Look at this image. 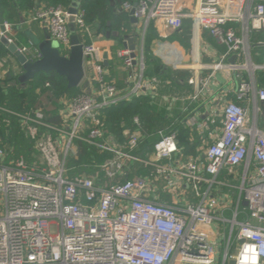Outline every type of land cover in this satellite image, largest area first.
<instances>
[{
	"label": "built area",
	"instance_id": "1",
	"mask_svg": "<svg viewBox=\"0 0 264 264\" xmlns=\"http://www.w3.org/2000/svg\"><path fill=\"white\" fill-rule=\"evenodd\" d=\"M185 1L139 0L123 4V9L145 30L151 23L179 30L190 18L223 43L228 54L243 51L245 38L264 30V0H197L190 13L183 11ZM71 22L80 39L89 33L81 7L75 13L62 6L40 8L27 21L45 28L65 57L71 50ZM232 24L241 25L242 36ZM13 29L9 22L0 23V37L14 43ZM83 44L97 93L82 91L63 99L61 127L48 124L43 109L18 114L0 106L20 120L38 152L33 164L23 157L7 160L0 144V198L5 209L0 216V264H241L245 246L254 247L260 253L257 264H264V131L249 110L235 102L224 105L222 131L213 135L204 159L162 164L182 153L177 133L164 130L153 145L154 160L142 159L135 154L145 139L140 119L134 118L133 130L124 131L121 144L106 136L100 116L122 102L154 93L158 80L147 79L145 60L134 62L124 48L119 56L129 75L126 89H118L106 80L99 49ZM19 49L31 62L42 59L32 43ZM224 68L257 71L264 66L220 63L214 70ZM250 91L251 86L242 83L238 99L246 100ZM254 103L259 113L264 88L256 91ZM76 142L112 156L92 176H70L67 159L77 154ZM131 163L151 172L129 179ZM240 167L244 171L236 186L237 205L233 217L225 218L231 206L227 195L222 198L216 192L227 185L218 177L223 172L236 177ZM161 181L179 202L169 205L156 197ZM189 190L197 203L184 201Z\"/></svg>",
	"mask_w": 264,
	"mask_h": 264
},
{
	"label": "crops",
	"instance_id": "2",
	"mask_svg": "<svg viewBox=\"0 0 264 264\" xmlns=\"http://www.w3.org/2000/svg\"><path fill=\"white\" fill-rule=\"evenodd\" d=\"M138 1L133 0L129 3L136 4ZM106 2L111 5L110 0H105ZM196 2L197 0H186L183 11L185 13L192 12L196 7ZM80 5L81 3L79 6H73L72 0L71 7L77 9ZM40 8L42 6L38 5L36 11ZM33 12H20L14 19L16 23L18 20L20 21L14 27L11 35L18 47L29 45L31 43L30 37L43 39L46 34V29L39 24L27 23ZM123 15L125 19L120 29L111 28L112 25L109 22L106 27H99L97 32L89 30V33H87L90 39L89 44H94L100 51L102 64L106 71V80L118 84L122 83V74L128 71L123 67L122 59H115L114 50L119 43H122L124 47L126 36L133 37L136 45V58L144 59L147 65L150 78H146L151 80V77H153L152 79H157L160 83V85L158 83L155 92L148 95V97L156 107H161L160 109L166 107V118L175 121L176 123L173 125L181 124L185 129L189 128L190 142H195V138L197 139V147L190 153L186 147H183L184 144H181L179 138L182 153L172 160L162 161V164L172 165L179 160L204 159L205 149L214 142L213 135H220L222 131V108L228 102H235L247 108L251 118L255 119L259 128L264 131V104L260 105V112L257 113L254 103L256 91L264 88V69L257 71L250 69L233 71L228 68L214 70L215 65L220 63L228 66L245 65L250 62L264 66V30L253 32L245 38L246 43L243 51L228 54V49L223 43L212 37L209 32L203 30L190 18L184 20L183 27L179 30H165L154 23H151L145 30L142 23L125 12L124 9ZM232 27L236 29L239 36H242L240 24H232ZM70 28L75 29L72 22ZM81 41L85 43L83 39ZM0 44L4 46L1 41ZM22 73V67L13 55L9 53L5 57H0V92L6 90L5 83H7V80L17 75L20 76ZM125 82L124 80V85ZM242 83L249 84L251 91L248 93L246 100L240 101L237 92ZM78 89L81 92L84 91L94 95L97 93L98 83L95 80V72L92 65L87 61H85V78ZM195 95L198 97L193 100ZM62 106L61 101L60 111L63 108ZM205 124H208V128H204ZM134 128L132 123V127L125 130H133ZM8 159L11 158L7 156ZM151 160H154V157ZM139 168L143 169L140 174L142 177L148 176L151 172L150 168H144L139 163H131L129 179L138 177H134V175H136ZM243 171L244 168L240 167L237 169L236 177L230 178L225 172L218 177L220 181L227 185L221 189L219 188L216 192L221 197L227 195V199H229L227 203L231 206L224 211L223 216L225 218L231 219L233 217V210L236 208L239 198V190L236 186L241 182ZM155 195L162 203L169 205L180 201L165 189V181L160 182ZM184 201L197 203L198 199L189 190ZM241 207L243 208L244 205Z\"/></svg>",
	"mask_w": 264,
	"mask_h": 264
},
{
	"label": "trees",
	"instance_id": "3",
	"mask_svg": "<svg viewBox=\"0 0 264 264\" xmlns=\"http://www.w3.org/2000/svg\"><path fill=\"white\" fill-rule=\"evenodd\" d=\"M110 1L111 5L107 2L105 3V0H82L80 7L85 10V22L88 30L97 32L99 27H106L109 22L112 25L111 28H121L125 19L123 4L133 0ZM71 4L72 0H0V23L9 22L15 27L20 23L19 20L17 23L14 21L20 12H35L38 5H41L42 8L62 6L70 10ZM82 39L85 43H90L87 33ZM122 50H124V47L122 43H119L114 53L115 59H122L123 67L125 68L123 58H118L119 52ZM8 54L6 48L0 44V57H5ZM146 66L145 63V77H149ZM122 78V83L115 84V86L124 90L127 84L125 82L124 85L123 82L128 79V72L122 74ZM5 84L6 90L0 92V106L2 108L18 114L42 108L46 122L55 127H61L63 124V118L59 110L61 101L65 98H73L81 92L78 88H68L66 79L55 72L40 73L34 80L26 84H22L19 81V75H17L7 80ZM46 84L50 86L47 87ZM160 108L153 104L150 97L142 96L106 109L101 113L100 118L105 124L106 136L112 137L121 144L125 143L123 136L125 129L132 127L134 118H139L145 139L142 140L141 147L135 154L142 157V159H152L153 145L159 140V130H164L165 133H177L178 138L182 142L181 144H184L183 147H186L187 151L192 153L197 147V139L195 138V142H190L189 128L185 129L181 124L173 125L176 122L166 118V107ZM41 131L43 133L45 129ZM0 144L11 159L23 157L30 164L37 160L38 152L30 134L21 127L20 120L17 117L4 111H0ZM76 147L78 150L77 154L67 159V168L70 176L80 174L92 176L98 172L97 166L112 156L108 153H101L95 146L87 143L76 142ZM143 167L145 168V166ZM142 172L143 169L139 168L134 177L140 176Z\"/></svg>",
	"mask_w": 264,
	"mask_h": 264
},
{
	"label": "water",
	"instance_id": "4",
	"mask_svg": "<svg viewBox=\"0 0 264 264\" xmlns=\"http://www.w3.org/2000/svg\"><path fill=\"white\" fill-rule=\"evenodd\" d=\"M82 0H73V6H79ZM77 9L71 7L70 13H75ZM73 21V19H71ZM0 41L7 48L9 53L13 55L18 64L22 67L23 73L19 76V81L26 84L35 79L40 73L55 72L60 77L67 81L68 88H79L83 79L85 78V58H84V44L80 37L71 29V50L69 57L62 56L60 53V46L53 41L49 32L43 39L30 37V42L36 46L42 54V59L36 62H31L20 51L15 43H11L8 39L0 37ZM124 47L131 52V57L136 62V45L135 39L130 36L125 37ZM107 59V56L105 57ZM106 66L107 61L105 62ZM247 206V204H244ZM230 264H235L234 261Z\"/></svg>",
	"mask_w": 264,
	"mask_h": 264
},
{
	"label": "clouds",
	"instance_id": "5",
	"mask_svg": "<svg viewBox=\"0 0 264 264\" xmlns=\"http://www.w3.org/2000/svg\"><path fill=\"white\" fill-rule=\"evenodd\" d=\"M261 252L264 253V248H261ZM259 254L254 247L245 246L241 252V264H257Z\"/></svg>",
	"mask_w": 264,
	"mask_h": 264
},
{
	"label": "rangeland",
	"instance_id": "6",
	"mask_svg": "<svg viewBox=\"0 0 264 264\" xmlns=\"http://www.w3.org/2000/svg\"><path fill=\"white\" fill-rule=\"evenodd\" d=\"M2 201L3 200L0 198V216H2V214L4 213V210H5Z\"/></svg>",
	"mask_w": 264,
	"mask_h": 264
}]
</instances>
